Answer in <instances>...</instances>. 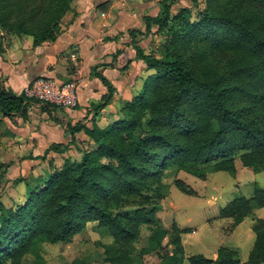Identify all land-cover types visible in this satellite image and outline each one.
Listing matches in <instances>:
<instances>
[{
	"label": "trees",
	"instance_id": "trees-1",
	"mask_svg": "<svg viewBox=\"0 0 264 264\" xmlns=\"http://www.w3.org/2000/svg\"><path fill=\"white\" fill-rule=\"evenodd\" d=\"M73 1L0 0V27L32 36L34 46L55 41ZM160 5L157 16H145V30H129L153 32L159 40H152L148 52L136 45L137 57L154 71L122 104L120 118L105 127L95 120L84 126L96 147L78 159L65 157L23 201L6 206L0 200V264H23L27 255L33 264H45L44 244L71 242L91 221L106 238L95 241L106 263L146 264L144 256L151 254L156 264H184L182 235L189 230L175 220L167 227L157 216L167 188L165 170L177 167L205 179L203 165L235 175L240 160L256 173L264 171V0H189L174 12V0ZM95 73L108 88L105 104L115 88ZM26 101L31 99L24 93L0 87L2 115L21 113ZM81 126L70 127L61 152L76 143ZM174 182L196 194L182 179ZM260 207L264 185L255 182L250 196L235 195L219 210V217L230 219L227 231L252 217L255 239L246 259L238 246L223 243L216 258L195 253L187 260L262 264L264 218L254 212ZM143 227L149 230L144 246ZM91 260L74 258L72 264Z\"/></svg>",
	"mask_w": 264,
	"mask_h": 264
},
{
	"label": "crops",
	"instance_id": "crops-1",
	"mask_svg": "<svg viewBox=\"0 0 264 264\" xmlns=\"http://www.w3.org/2000/svg\"><path fill=\"white\" fill-rule=\"evenodd\" d=\"M160 10V0H74L56 40L37 46L32 36L11 34L0 27V87L21 95L34 78L48 75L76 82L78 93L75 108L26 101L23 113L11 117L0 111V184L6 181V185L24 190V196V191L18 192L24 200L29 188L41 184L58 168L53 157L56 152H65L60 150L67 146L71 126L82 125L75 137L86 139L84 126L91 127L95 120L105 127L122 104L141 90L145 77L154 70L137 57L136 45L148 52L152 40L159 39L153 32L133 35L129 30H145V16H157ZM96 71L115 88L105 104L108 88ZM52 144L60 145L56 149ZM217 250L212 258H216ZM99 252L98 264H109L103 261V250ZM185 253L186 261L189 254ZM247 256L242 254L243 259ZM89 257L90 264H97L92 255Z\"/></svg>",
	"mask_w": 264,
	"mask_h": 264
},
{
	"label": "rangeland",
	"instance_id": "rangeland-1",
	"mask_svg": "<svg viewBox=\"0 0 264 264\" xmlns=\"http://www.w3.org/2000/svg\"><path fill=\"white\" fill-rule=\"evenodd\" d=\"M188 3L189 0H174L173 12L179 5ZM151 36L149 35L148 38H151ZM120 115L118 112L110 123L119 119ZM95 147L96 143L91 138L86 137L85 140L78 138L74 145L65 148L63 154L56 152L53 157L54 164L62 167L65 157L70 156L72 159H78L84 150ZM203 166L207 168L205 179L177 167H169L165 170L163 181L167 184V188L165 196L159 201L157 216L167 227H170L175 220L181 227L189 230L182 235L185 252L189 255L203 253L211 257L212 252L223 243L238 246L241 256L242 254L248 255L255 239V233L252 229V217L245 218V221L239 223L235 230L227 231L225 229L230 224V219L219 217L218 214L221 206L225 205L235 195L250 196L253 193L255 182L264 185V171L256 173L251 168L243 166L240 160L237 161V173L235 175L227 171L213 170L209 164ZM3 167L1 166V168ZM176 178L182 179L193 187L196 194L191 195L181 191L174 182ZM3 182L0 184V200L6 206L20 202L25 195V191H20L15 185H6V181ZM18 192H23L21 193L23 196H18ZM257 209L254 211L255 216L257 213V215L264 218V207ZM99 230L97 222L91 221L71 242L44 244L45 264H72L74 258H85L90 255L94 257L98 264L101 261L99 251L103 249L97 246L95 241L99 239L106 240ZM148 233L147 227H143L139 245L147 243ZM33 259V256L27 255L23 264H33ZM138 262L140 263V261ZM142 262L156 264V259L153 255L146 254ZM184 264L191 263L186 260Z\"/></svg>",
	"mask_w": 264,
	"mask_h": 264
},
{
	"label": "built area",
	"instance_id": "built-area-1",
	"mask_svg": "<svg viewBox=\"0 0 264 264\" xmlns=\"http://www.w3.org/2000/svg\"><path fill=\"white\" fill-rule=\"evenodd\" d=\"M23 93L32 102L69 108L78 105L77 84L72 80L59 81L53 76L40 75L24 87Z\"/></svg>",
	"mask_w": 264,
	"mask_h": 264
}]
</instances>
